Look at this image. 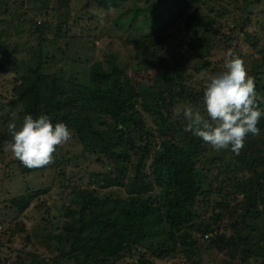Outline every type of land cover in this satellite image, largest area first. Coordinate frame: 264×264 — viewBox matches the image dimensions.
<instances>
[{
    "label": "trees",
    "instance_id": "16d2710c",
    "mask_svg": "<svg viewBox=\"0 0 264 264\" xmlns=\"http://www.w3.org/2000/svg\"><path fill=\"white\" fill-rule=\"evenodd\" d=\"M69 1L53 0L50 8H64ZM92 1L107 11L125 7L119 10V20L113 21L118 28L129 15L142 28L146 25L137 15L146 17L147 7L154 10L153 27L132 40L135 78L147 76L149 84L134 81L127 71L129 64L119 63L114 54L93 62L86 80L72 73L46 72L38 54L22 59V72L13 78L10 105L20 104L25 115L43 114L53 124H67L82 145V156L96 155L98 162L108 159L112 174L90 171L89 186L78 188V198L62 205L60 220L52 218V225L59 223L54 229L46 226L29 234L22 221L11 227L2 222L0 237L12 242V236L22 235L24 244L15 261L4 254L0 264H109L134 253L139 264L174 260L177 255L182 263L216 264L205 250L223 256L229 264H264V233L251 235L258 227L249 222L264 217V117L258 124L260 134H249L238 155L230 149L221 151L206 167L204 161L214 150L185 131L186 122L173 116L180 102L202 105L203 89L197 88L196 75L209 68L214 74L224 70L213 66L211 59L197 63L214 47L211 36L218 31L215 18L206 11L209 0H145L141 6L137 2L142 0ZM249 2L241 4L244 13L250 12ZM244 19L239 30L235 22L220 35L226 44L232 43L231 50L243 59L257 91L264 94V33L248 16ZM45 21L34 23L37 32L49 29L51 22ZM1 54L9 55L7 47H0ZM17 65L13 63L16 71ZM144 112L154 118V126L145 121ZM221 160H226L222 165L226 168L213 178L212 167ZM22 170L38 169L23 166ZM49 190L26 191L10 198V206L23 213ZM236 195L242 197L241 206L223 232L221 223L234 207L230 201ZM35 243L48 254L27 249ZM2 248L7 246L0 238Z\"/></svg>",
    "mask_w": 264,
    "mask_h": 264
},
{
    "label": "rangeland",
    "instance_id": "374dc122",
    "mask_svg": "<svg viewBox=\"0 0 264 264\" xmlns=\"http://www.w3.org/2000/svg\"><path fill=\"white\" fill-rule=\"evenodd\" d=\"M52 1L0 0V47H7L9 53L8 56L0 55V228L2 222L9 223L11 227L13 222L22 221L25 230L29 234L30 232H37L36 230L39 228L44 229L47 226L54 229L59 225V223L52 225V222H54L52 218L60 220L62 205L73 198H78L76 193L78 188L89 186L90 171H103L105 175H111L112 173L109 171L110 161L108 159L104 158L102 162H98L95 160L96 155L88 153L86 158L82 156V145L73 132L72 139L63 147L57 148L52 164L32 172L25 173L22 170L24 165L9 150H6L5 146L11 139L7 130L9 121L17 117L22 121L25 115L20 104L10 105L12 86L14 85L13 78L22 72V59L27 60L32 53L38 54L41 56L43 61H41V64L44 65L46 72L61 71L67 76L72 73L73 75H79L82 80H86L93 62L103 60L107 54H114L119 63L129 64L127 71L128 74L133 76L131 78L134 81L141 80L145 84H149L147 76H137L135 78L137 72L136 67H134L136 49L132 44V40L144 36L145 32L150 31L153 27V18L150 14L154 10L147 7L145 9L146 17L144 14L137 15V18L141 19L146 26L140 28L137 25L136 18L129 15L118 24V28L113 25V21L119 20V10L123 11L125 7L119 10L107 11L98 7L92 0H70L68 6L65 5L64 8L60 7L52 10L50 8L53 6ZM143 1L145 0L137 3L141 6ZM247 1H250L248 3L250 12L244 13L241 4ZM209 2L210 5L206 11L215 18V29L218 31L212 33L211 36V43H214V47L210 48L208 55L199 57L197 63L202 64L205 58L211 59L214 63L213 66L220 67L223 70L224 56L229 49H232V43L230 46L226 44L223 37H221L222 33L230 31L229 27L235 22H237L236 31L239 30L246 16L256 26L260 34L264 33V0H209ZM45 20L51 22L49 29L47 27L45 30L37 32L34 23ZM164 20L165 17L161 21ZM203 24H205V21ZM239 37H242V32H239ZM41 38L43 39L41 40ZM240 50L241 52L244 51L241 47ZM146 56L148 60L154 61V58ZM12 61L18 63L19 68L17 71L14 69V62L12 63ZM147 64L151 66L149 61ZM152 72L153 68H150L149 73ZM204 73L206 75L214 74L211 73L210 68ZM196 78H198L197 88L199 90L203 89L200 74L196 75ZM181 104L183 103H178L176 107ZM194 106L198 105L194 104ZM261 107L264 108V104ZM142 114L145 121L154 126V118L147 112ZM176 118L183 123L186 122L182 117ZM174 142H178V137L174 138ZM256 143L258 145V142ZM218 153L212 150L208 153L207 159L204 161L206 167L210 166L208 161L212 156L216 157L215 160H217L216 155ZM85 159L86 161H84ZM225 163L226 160L216 161L218 166L212 167L213 174H216L220 169H225L226 167L222 166ZM229 168L232 167L229 165ZM218 177V174L213 176V178ZM225 186L228 188L227 185ZM45 187H50L49 192L36 198V201L23 213L10 206V198L26 191ZM235 198L234 202L230 201L235 204L234 207L225 214L226 217L221 223L223 232L224 228L229 227L230 221L236 218L234 212H238L239 206H241V195H236ZM203 217L207 220L209 213H205ZM249 222L258 227L254 233L250 232L251 235L264 233V217L259 216L254 220H249ZM22 232L25 233L23 230ZM0 238L7 246V249H1L0 256L6 254V258L10 259V262L15 261L18 250L24 244V236L15 234L11 237V240H14L12 242L5 240L4 236ZM261 240L264 242V234ZM35 242L39 241L35 240ZM202 242L204 241L199 240V243ZM27 249L32 251L36 249L39 253L45 252L46 254L49 252L42 248L39 243L31 244ZM205 251L210 254L211 261L216 258V264H229L228 259L221 255L216 257V253L214 254L212 250ZM137 258L138 255L134 253L132 256H126L123 260L118 259L109 264H139L136 262ZM179 261H181V256L177 255L174 260H158L156 264H205L203 261L199 263H182Z\"/></svg>",
    "mask_w": 264,
    "mask_h": 264
},
{
    "label": "clouds",
    "instance_id": "9594fccd",
    "mask_svg": "<svg viewBox=\"0 0 264 264\" xmlns=\"http://www.w3.org/2000/svg\"><path fill=\"white\" fill-rule=\"evenodd\" d=\"M203 83L202 105L183 103L173 116L186 121L185 131L202 139L216 151L239 154L249 134L259 135L258 124L264 117V94L256 89L255 77L249 75L243 59L229 49L224 56V70L200 74ZM10 141L6 144L13 156L29 169L54 162V153L73 137L64 122L53 124L47 115L34 118L24 115L7 125Z\"/></svg>",
    "mask_w": 264,
    "mask_h": 264
}]
</instances>
